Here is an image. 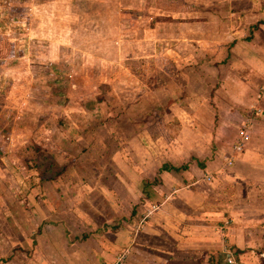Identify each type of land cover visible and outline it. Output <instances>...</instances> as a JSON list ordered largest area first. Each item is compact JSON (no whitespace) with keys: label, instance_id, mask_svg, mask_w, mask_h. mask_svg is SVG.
Here are the masks:
<instances>
[{"label":"crops","instance_id":"obj_1","mask_svg":"<svg viewBox=\"0 0 264 264\" xmlns=\"http://www.w3.org/2000/svg\"><path fill=\"white\" fill-rule=\"evenodd\" d=\"M154 1L164 16L162 0ZM239 3L228 6L236 15L224 21L209 10L204 19L190 17V34L166 42V62L184 80L173 90L198 93L191 92L193 76L201 97L172 99L163 107L170 114L152 120L154 131L144 117L147 128L128 139L136 147L115 160L111 181L100 167L93 181L72 167L59 169L57 183L0 181V264H264V4ZM93 56L104 67L114 63L122 85L137 78L132 62ZM146 101L153 108V98ZM171 126L174 132L161 136ZM40 187L45 197L38 202ZM25 188L29 210L16 196Z\"/></svg>","mask_w":264,"mask_h":264},{"label":"rangeland","instance_id":"obj_2","mask_svg":"<svg viewBox=\"0 0 264 264\" xmlns=\"http://www.w3.org/2000/svg\"><path fill=\"white\" fill-rule=\"evenodd\" d=\"M231 1L162 0L168 12L158 16L154 0H0V181L57 183L62 167L79 168L75 176L87 181H93L92 170L104 168L105 180L111 181L115 160L124 161V151L136 147L128 139L147 128L144 117L154 131L152 120L170 114L163 107L172 99L201 97L193 76L191 92L197 95L173 90L176 84L184 88V80L166 62L171 55L167 43L173 42L169 39L190 34L184 21L194 15L204 19L209 10L211 18L224 21L230 12L236 15L231 9L227 14L228 6L234 9L250 0ZM188 6L196 14L188 13ZM213 25L220 35L222 27ZM112 54L120 64L132 62L134 70H129L137 78L128 77L122 85L114 63L104 67L93 58ZM96 69L105 73L98 77ZM142 89L151 92L148 98ZM150 97L151 109L146 106ZM166 128L161 136L174 132L172 126ZM116 150L121 159L120 154L113 156ZM39 189L41 202L45 195ZM30 192L16 191L25 210ZM12 193L6 191L5 197ZM92 201L106 212L96 195Z\"/></svg>","mask_w":264,"mask_h":264},{"label":"built area","instance_id":"obj_3","mask_svg":"<svg viewBox=\"0 0 264 264\" xmlns=\"http://www.w3.org/2000/svg\"><path fill=\"white\" fill-rule=\"evenodd\" d=\"M245 137H246V136H245ZM240 147H241V144H237L236 147H235V149H236V150H239ZM228 263L232 264L233 262H232L231 259H228Z\"/></svg>","mask_w":264,"mask_h":264}]
</instances>
